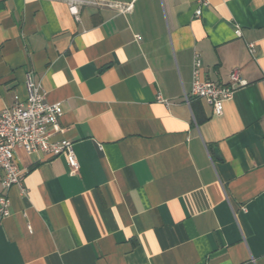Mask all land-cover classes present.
I'll return each mask as SVG.
<instances>
[{"label":"crops","instance_id":"0c3cea01","mask_svg":"<svg viewBox=\"0 0 264 264\" xmlns=\"http://www.w3.org/2000/svg\"><path fill=\"white\" fill-rule=\"evenodd\" d=\"M79 1L0 0V112L31 75L78 165L16 148L0 264H264V0Z\"/></svg>","mask_w":264,"mask_h":264},{"label":"built area","instance_id":"2783aa9c","mask_svg":"<svg viewBox=\"0 0 264 264\" xmlns=\"http://www.w3.org/2000/svg\"><path fill=\"white\" fill-rule=\"evenodd\" d=\"M67 4L69 13L78 20L79 0H59ZM99 6L129 10L118 5L98 3ZM208 5V0H199L195 16L200 17L202 9ZM235 35L240 36L239 29ZM250 55L254 52V45L247 46ZM247 82L235 68L228 75V82L220 84L201 79V59L194 55L191 71V96L205 101L212 107L215 115L223 111V104L229 101L234 92L245 87ZM26 97L23 101L17 96L13 103L0 112V186L3 194L0 196V213L8 215L9 201L6 192L13 186L21 187L25 173L19 168L15 150L21 148L26 154L45 153L53 157L64 156L70 175L78 170L72 143L63 139L53 141L52 136L60 132L59 121L62 110L59 103L49 104L45 100V93L41 85L34 82L31 75L25 80ZM160 100V99H159Z\"/></svg>","mask_w":264,"mask_h":264}]
</instances>
